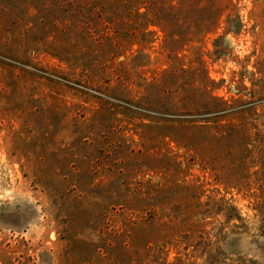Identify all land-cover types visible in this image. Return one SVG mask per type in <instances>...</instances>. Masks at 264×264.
I'll return each mask as SVG.
<instances>
[{
  "label": "rangeland",
  "instance_id": "374dc122",
  "mask_svg": "<svg viewBox=\"0 0 264 264\" xmlns=\"http://www.w3.org/2000/svg\"><path fill=\"white\" fill-rule=\"evenodd\" d=\"M0 264H264V0H0Z\"/></svg>",
  "mask_w": 264,
  "mask_h": 264
}]
</instances>
